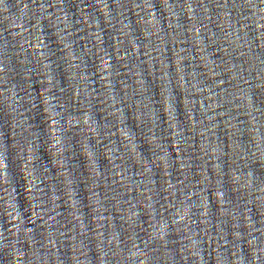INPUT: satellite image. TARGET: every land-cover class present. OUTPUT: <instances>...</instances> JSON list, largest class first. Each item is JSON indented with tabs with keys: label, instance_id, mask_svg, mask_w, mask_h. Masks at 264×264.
I'll return each instance as SVG.
<instances>
[{
	"label": "water",
	"instance_id": "95a60500",
	"mask_svg": "<svg viewBox=\"0 0 264 264\" xmlns=\"http://www.w3.org/2000/svg\"><path fill=\"white\" fill-rule=\"evenodd\" d=\"M0 264H264V0H0Z\"/></svg>",
	"mask_w": 264,
	"mask_h": 264
}]
</instances>
